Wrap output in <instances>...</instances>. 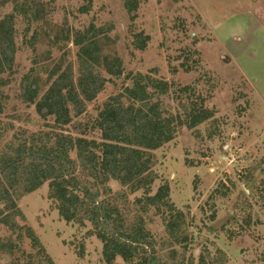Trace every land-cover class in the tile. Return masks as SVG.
Masks as SVG:
<instances>
[{"label":"rangeland","instance_id":"374dc122","mask_svg":"<svg viewBox=\"0 0 264 264\" xmlns=\"http://www.w3.org/2000/svg\"><path fill=\"white\" fill-rule=\"evenodd\" d=\"M2 1L0 21L14 8L12 4L3 6ZM138 2L132 25L125 0H26L30 15L37 19L14 17V68L0 76L10 82L0 89L4 106L0 158L17 147L20 138L37 133L62 131L101 142L96 123L105 103L133 86L127 75L141 73L159 86L149 88L146 110L155 104L163 116H178L183 121L200 105L213 114L196 129L178 127L172 142L151 152L157 180L150 195L164 185L170 187L169 201L185 214L189 247L172 242L155 209L141 212L136 199L144 197L143 191L131 194L114 181L94 187L73 151L79 181L93 194L98 192L109 208L115 203L127 226L141 218L156 242L158 255L170 263L190 264L193 260L198 264L201 255L209 253L216 259L222 251L226 264H264V96L252 81L263 72L251 58L255 44L250 38L256 23L264 27V0ZM100 29L108 30L106 38L93 37ZM141 33L149 37L145 51L134 46L135 36ZM94 39L99 41L102 56L122 59L125 74L113 78L94 66L95 74L109 80L103 92L86 104V112L71 125L53 128V118L42 119L35 106L22 102L23 80L29 74L39 77L42 94L55 66L61 71L71 69L77 80L82 71V47L74 40L86 43ZM118 192H125L127 199L116 196ZM48 193L46 183L19 197L17 206L23 215L16 218L17 231L2 223L0 207V264H107L102 242L90 235L92 225L64 221ZM117 264L124 263L118 259Z\"/></svg>","mask_w":264,"mask_h":264},{"label":"trees","instance_id":"16d2710c","mask_svg":"<svg viewBox=\"0 0 264 264\" xmlns=\"http://www.w3.org/2000/svg\"><path fill=\"white\" fill-rule=\"evenodd\" d=\"M8 4L14 8L10 16L0 21V76L11 73L14 68L17 53L14 17L37 19V16H31L26 0L2 1L3 6ZM125 9L134 25L138 0H125ZM107 31L100 29L93 37L106 38ZM148 42L149 37L141 33L135 36L134 46L145 51ZM74 44L82 47V71L77 80H74L71 69L61 71L60 66H55L50 72L48 88L43 94L39 77L29 74L23 80L22 102L35 106L42 119L53 118V128L60 130L71 125L74 118L81 117L86 112V104L95 101L109 81L95 74L94 66L102 67L113 78H121L125 74L122 59L118 55L102 56L97 39L86 43L74 40ZM131 75L126 79H132L133 86L111 97L99 115L96 129L101 132V142L51 131L45 135L37 133L30 138L22 137L17 147H11L9 153L3 154L0 158V207H3L2 223L11 231L20 228L16 221L23 215L17 206L19 197L34 193L49 183L48 198L56 203L60 217L81 227L91 224L90 235L102 242L107 264H117L118 259L124 264H175L158 255L156 242L141 218L127 226L115 203L109 208L100 201L98 192L93 194L90 188L83 186L76 175L77 162L71 158V153L76 151L79 168L85 177L95 182L94 187L114 181L129 189L131 194L143 191L144 197L136 199L141 212L155 209L163 217L165 230L172 242L184 249L189 247L191 237L185 214L169 201L170 187L164 185L154 196L150 195L157 180L152 169L151 152L172 142L178 127L196 129L212 119L213 114L200 105L198 109H191L187 120L183 121L178 116H163L164 112L155 104L146 110L144 107L151 99L149 88L159 86L141 73ZM9 84V80H0V89ZM162 90L164 93L163 86ZM3 114L4 106L0 99V116ZM106 191L111 192L109 188ZM116 196L125 200L128 197L125 192H118ZM28 232L37 242L33 232ZM218 253L216 259H212L209 253L201 255L198 264H226L225 254L222 251ZM190 264L194 261L191 260Z\"/></svg>","mask_w":264,"mask_h":264},{"label":"crops","instance_id":"0c3cea01","mask_svg":"<svg viewBox=\"0 0 264 264\" xmlns=\"http://www.w3.org/2000/svg\"><path fill=\"white\" fill-rule=\"evenodd\" d=\"M256 23V21H255ZM256 32L250 38L254 41V55L253 58L255 62V68L262 71V75H255L254 84L258 87L260 95L264 96V27L256 23ZM262 39V40H261ZM261 40V41H259Z\"/></svg>","mask_w":264,"mask_h":264}]
</instances>
